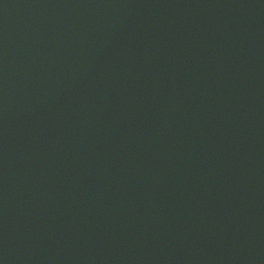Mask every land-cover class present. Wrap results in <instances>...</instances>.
I'll return each instance as SVG.
<instances>
[{"label":"water","instance_id":"1","mask_svg":"<svg viewBox=\"0 0 264 264\" xmlns=\"http://www.w3.org/2000/svg\"><path fill=\"white\" fill-rule=\"evenodd\" d=\"M0 264H264V0H0Z\"/></svg>","mask_w":264,"mask_h":264}]
</instances>
